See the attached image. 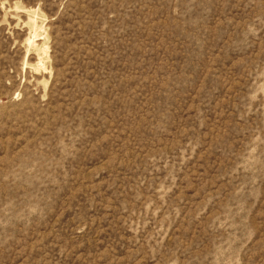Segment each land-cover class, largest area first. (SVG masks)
<instances>
[{
    "label": "rangeland",
    "instance_id": "rangeland-1",
    "mask_svg": "<svg viewBox=\"0 0 264 264\" xmlns=\"http://www.w3.org/2000/svg\"><path fill=\"white\" fill-rule=\"evenodd\" d=\"M0 264H264V0H0Z\"/></svg>",
    "mask_w": 264,
    "mask_h": 264
},
{
    "label": "bare ground",
    "instance_id": "bare-ground-1",
    "mask_svg": "<svg viewBox=\"0 0 264 264\" xmlns=\"http://www.w3.org/2000/svg\"><path fill=\"white\" fill-rule=\"evenodd\" d=\"M37 37H38V35H35L33 41L31 40L32 42L30 41L29 44H32V45L35 44V43H36V38H37ZM33 46H34V45H33ZM45 52H46V51H45Z\"/></svg>",
    "mask_w": 264,
    "mask_h": 264
}]
</instances>
